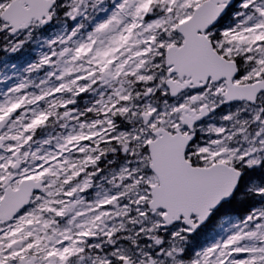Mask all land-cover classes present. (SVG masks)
<instances>
[{"label":"snow or ice","instance_id":"6c2138e0","mask_svg":"<svg viewBox=\"0 0 264 264\" xmlns=\"http://www.w3.org/2000/svg\"><path fill=\"white\" fill-rule=\"evenodd\" d=\"M0 264H264V0H0Z\"/></svg>","mask_w":264,"mask_h":264}]
</instances>
